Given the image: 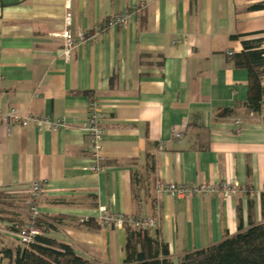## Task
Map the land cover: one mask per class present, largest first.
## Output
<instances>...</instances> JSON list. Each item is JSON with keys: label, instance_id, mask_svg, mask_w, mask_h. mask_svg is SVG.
I'll list each match as a JSON object with an SVG mask.
<instances>
[{"label": "crops", "instance_id": "obj_1", "mask_svg": "<svg viewBox=\"0 0 264 264\" xmlns=\"http://www.w3.org/2000/svg\"><path fill=\"white\" fill-rule=\"evenodd\" d=\"M68 1L73 31L101 30L66 60V0H0V191L28 196L30 183L41 181L38 210L52 225L44 235L95 263L124 259L127 228L97 223L101 206L156 215L149 234L167 243L173 261L234 234L238 212L247 227L249 200L252 220L260 222L264 96L259 112L243 105L248 73L232 56L241 39L264 38V8H250L264 0ZM140 1L145 7L126 25H107ZM89 97L105 114L98 171L84 131ZM225 108L232 113L218 115ZM10 109L61 118L65 126L7 128L2 113ZM169 180L244 189L226 197L156 194ZM9 225L0 221V233L14 236Z\"/></svg>", "mask_w": 264, "mask_h": 264}, {"label": "trees", "instance_id": "obj_2", "mask_svg": "<svg viewBox=\"0 0 264 264\" xmlns=\"http://www.w3.org/2000/svg\"><path fill=\"white\" fill-rule=\"evenodd\" d=\"M252 9L264 8V1L250 6ZM240 38L241 35H233ZM264 38L255 40L241 39L242 50L233 54L235 67L245 68L248 73V93L243 105L253 112H259L262 96H264V48L260 46ZM230 109H222L218 115L231 114ZM151 167L152 164H151ZM248 225L243 226L240 212H238L237 231L207 247L183 254L177 261L170 257L166 242L157 236L149 234L148 230L136 231L127 228L123 247L124 259L118 264H264V191L260 193L261 221L255 223L251 217L252 203L248 201ZM6 210L0 205V221L8 222V230L17 231V226L24 219L15 215H4ZM41 231L33 243L3 246L0 249V264H110L95 263L77 254L73 248L65 243L56 241L44 235L52 225L44 219H37L34 223Z\"/></svg>", "mask_w": 264, "mask_h": 264}, {"label": "built area", "instance_id": "obj_3", "mask_svg": "<svg viewBox=\"0 0 264 264\" xmlns=\"http://www.w3.org/2000/svg\"><path fill=\"white\" fill-rule=\"evenodd\" d=\"M145 7V3L140 1L132 8L126 9L123 13L111 16L107 20V25H126L131 13L140 11ZM64 27L61 32L62 37V55L68 60L72 49L78 45L84 43L86 40L94 38L99 32L100 27H94L91 32L84 31L82 29H71V11L69 1L65 2L64 12ZM104 111L101 104L94 97H89L87 100V117L85 122L84 131L89 136V149L91 156V169L98 171L101 169V150H102V138L104 130L102 127V121L104 119ZM2 117L7 128L12 123L20 124L22 126L32 122L39 130H52L55 131L65 126L64 120L61 118H51L44 115H32L28 117L20 116L17 111L10 109L7 112L2 113ZM237 125L240 122L235 121ZM237 131L240 130L237 126ZM176 138H180L181 135L178 132H174ZM238 184L229 181H221L219 183H199L188 184L175 181H166L156 185V194L166 193L174 198H184L189 194H205L208 192L219 193L222 196H234L239 191L243 190ZM43 195L42 183L39 180L32 181L28 189L27 199V216L28 218L17 226V231L14 232V236L21 244L33 243L35 237L41 233L40 229L34 224L35 221L41 218L38 210L39 199ZM157 208V207H156ZM96 221L100 225L109 226L114 228H132L136 231L150 230L158 226V218L156 215H144L133 216L120 212H112L101 206L98 209ZM88 217L80 218L81 222L89 221Z\"/></svg>", "mask_w": 264, "mask_h": 264}, {"label": "rangeland", "instance_id": "obj_4", "mask_svg": "<svg viewBox=\"0 0 264 264\" xmlns=\"http://www.w3.org/2000/svg\"><path fill=\"white\" fill-rule=\"evenodd\" d=\"M27 199L28 196L25 194H8L4 191H0V205L6 210L4 215H15L19 218L24 219L27 213ZM15 213V214H13ZM1 229H4L1 228ZM17 244L16 237L8 235L6 233H0V249L3 246H13ZM6 264V261L2 262Z\"/></svg>", "mask_w": 264, "mask_h": 264}]
</instances>
